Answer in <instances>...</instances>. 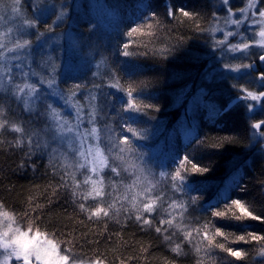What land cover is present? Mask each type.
I'll list each match as a JSON object with an SVG mask.
<instances>
[{
  "label": "trees",
  "instance_id": "16d2710c",
  "mask_svg": "<svg viewBox=\"0 0 264 264\" xmlns=\"http://www.w3.org/2000/svg\"><path fill=\"white\" fill-rule=\"evenodd\" d=\"M6 1L0 0V17L6 7L12 9L13 0ZM75 1L46 0L47 10L43 16L34 12L30 0H21L17 6L21 18L39 16L37 26L29 29L24 38L32 42L30 51L36 52L37 65L44 63L43 60L45 63L59 61L63 44L54 45L52 53L47 49L54 39L62 37L64 33L72 36L80 53L91 57L90 60L88 57L86 59L89 65L100 64L97 70L90 68L76 74L62 73L58 87L66 96L75 92L72 97L74 101L83 100L84 96H97L93 101L97 112L95 115H101L102 119L96 121L102 135L105 131L111 134L112 143L118 144L121 134L132 135L120 127V103L126 102L129 90L133 91L139 113V119L132 127L148 129V138L136 141L142 152L146 151L145 148L151 149L177 127H195L186 149L180 151L177 145L180 138L177 136L174 150L181 158L187 151L194 162L210 170L192 177L194 182L204 185V191L202 200L189 207L185 219L195 231L199 228L202 233L205 231L203 225L211 221L206 230L214 238V245L223 244L225 248L241 250L246 255L236 259L218 246H210L207 240H203L205 248L202 253L191 256L181 250L177 254L164 239L166 234L155 231V227L159 226L157 219H154L151 228L119 217L115 212L109 217L101 215L89 219V213L81 211L79 207L80 203H85L87 207L89 204L73 196L75 190L69 180L59 167H54L53 162L46 158L42 140L47 132L43 129L42 120L39 119V122L36 114L26 113L15 104L11 95L2 92L0 121L7 123L0 128V204L19 214L20 225L27 226L29 221H34L35 226L56 239L62 249L70 248L79 260L99 257L104 264H259V252L264 248V241L245 243L237 240V237L249 232L264 236V222L250 218L236 220L214 217L204 207L217 199H226L228 203L231 199H239L253 214L264 217V143L257 139L251 127L264 120V102L259 110L251 112L247 108V101L239 99L247 94L244 89L254 93L264 90L256 79L259 72L264 71V62L257 65V59L264 54V50L253 60L257 65L256 72L217 73L209 82L204 79L205 73L222 69L225 63L232 65L236 62L227 56L221 58V53L213 48L219 36L214 34L212 28L218 27L225 15L221 0H96L97 4L101 2L106 8L107 5L110 7L107 9L112 15L111 19L103 20L111 23L108 24L111 26L118 24L114 30L97 27L94 18L92 25L89 20L80 24L74 22ZM231 1L234 3V0ZM141 2L149 3L151 11L157 14L148 22L151 26L141 24L137 19L145 11L138 8ZM85 3L79 1L77 6L83 9L82 4ZM259 5L264 6V0H260ZM230 7L235 9L234 4ZM11 9H6L8 14L12 12ZM169 9L172 16L168 15ZM181 10L192 15L185 17ZM62 11H69V14L58 19ZM214 12L216 17L213 16ZM138 24V30L128 36L130 28ZM92 26L95 31H89ZM124 44H128L127 50L131 53L128 57L121 54ZM247 63V60L246 63L240 62ZM130 67H135L137 71L130 74L127 71ZM93 71L96 75H93ZM75 84L84 87L77 90L73 87ZM201 88L207 90L208 97L199 98L201 106L188 115L187 105L192 97H199ZM101 93L104 96L111 93L109 100L116 97L122 100L113 107L112 103L101 102ZM209 102L220 109L229 104L231 108L213 121L204 107ZM13 123L22 128L21 133L12 130ZM262 125L261 130L264 128ZM42 136L45 138L41 140ZM195 138L202 143L197 145ZM37 144L40 145L39 149L36 148ZM186 167L190 170L191 165ZM171 169L170 172L177 170L175 166ZM231 169L239 171L236 183H242L243 190L234 183L225 197H218ZM121 179L127 181L128 172L122 173ZM159 189L162 207H167L169 201L172 203L179 195H173L171 199V193L167 189L163 191L162 185L157 186L156 194ZM180 199L186 197L181 196ZM219 210L228 211L223 202L219 204ZM232 212H236L234 207L229 216ZM217 228L225 235H215Z\"/></svg>",
  "mask_w": 264,
  "mask_h": 264
},
{
  "label": "snow or ice",
  "instance_id": "6c2138e0",
  "mask_svg": "<svg viewBox=\"0 0 264 264\" xmlns=\"http://www.w3.org/2000/svg\"><path fill=\"white\" fill-rule=\"evenodd\" d=\"M21 0H13L12 12L17 13L18 9L16 5H19ZM33 6L34 12L38 13L39 16H43L46 9V0H30ZM224 6L229 5V0H222ZM64 7H72V5H65ZM256 7V0H248V5L244 9H240L245 16L242 19H233V10L228 7V16L225 18L226 24H232L239 27L241 24L248 21L250 26L260 24L261 28L257 33L259 39L250 40L245 42H239L236 44L228 43V37L234 35L232 31H226L223 40L214 41L213 48L221 53V58H223L227 53L241 52L245 56L250 55L248 50L252 46H259L264 49V8H261L257 12H252L251 17H248L246 13L251 8ZM138 8L144 9L145 11L140 14L137 18L141 24H148L151 19L156 18V13L151 11V6L149 3L141 2L138 4ZM182 11V15L189 17L192 14L188 11ZM65 12H61L58 19H62ZM168 15L172 16L173 13L171 9L168 10ZM39 16L33 19H25L22 24L18 25L15 29L19 38L12 43L11 47H7L4 43H0V60L7 62V67L0 72V89H8L12 97H14L18 102L23 101L25 110L29 109L30 104H34L36 100L40 99V89L36 83L27 82L28 72L23 71L24 61L31 55L29 49L32 47V42L29 39H24L23 35L28 29L35 28L39 23ZM216 17V13H213ZM219 19V17H217ZM55 23V22H54ZM136 23V21H133ZM89 24L92 25L93 22L89 20ZM148 26H151L148 24ZM139 28L132 27L127 32L128 36L133 35ZM218 28H212L213 32H216ZM13 29H9L11 33ZM89 31H95V27L89 28ZM238 34V33H237ZM227 45V50L225 51L224 46ZM124 51L121 53L123 56L128 57L131 53L127 50L128 44L123 45ZM259 61L264 62V54L259 55ZM15 62V63H13ZM3 67V65H0ZM254 69V63L240 64L236 68H232L230 64H223L222 69H212L205 73L204 79L207 81H212L213 77L217 73L226 74L228 71H237V69ZM15 69V72L13 71ZM56 71V66H52V73L49 74L47 80V85L49 88L53 86L56 82V77L54 75ZM130 74L135 73L137 70L135 67H130L127 69ZM35 75V73H31ZM15 77L22 78L25 82L23 84L16 83ZM257 82L260 87H264V71L259 72L256 77ZM44 80H40V84H44ZM73 87L79 90L84 87L80 84H75ZM247 95L240 97L239 99H251L253 101H259L264 98V91L259 93H254L247 91ZM52 95H57L54 91ZM75 92H72V96L68 98L60 97L64 101L66 106L74 108L76 111L74 113L73 119L75 123L70 122L67 116L61 114L59 108L53 107L51 104L48 105L50 112L48 114V119L50 123V130L53 132V141L59 140L61 143L67 142L69 150L78 158V162L75 164L77 170L85 169V178L83 182L76 178L75 173H72V181L76 188L79 189L82 185H89L88 191L80 192L73 191L74 197H82L85 201L91 198L96 202L94 207H87L85 203H80L79 207L81 211L89 213V219L99 218L101 215L104 217H109L113 212H128L130 205L133 210L137 213L136 220L142 225H147L150 228L154 223L153 213H159L162 207L161 197L156 194L157 184L160 182L157 179V173L154 171V162L148 158L146 155L139 150L136 145V141L146 140L148 138V129L141 128L135 129L132 124H135L139 119V113L137 111V106L134 102L133 91L129 90L127 92L126 102L120 103L122 98L116 97L112 100L108 99V96H104L101 93L102 103H112L113 107H116L117 103H120L119 111L122 113L120 116V127L124 132H130L131 137L125 134L119 136V143H111L109 145H104L101 138L102 129H98L95 126L94 114L96 111L95 104L92 105V112L89 116L92 119L88 120L91 126L90 132L85 129L81 130V124L83 123L82 108L79 106V102L72 103V97L75 96ZM208 92L206 89L201 88L199 91V98H207ZM97 99L96 95L91 96V101ZM147 107H152V105H147ZM204 107L207 108L209 118L215 121L216 117L227 113L231 104L227 107L220 109L213 103H205ZM247 108L249 111L253 109L252 104H248ZM158 110V109H157ZM2 114V113H0ZM7 121H0V128H4ZM264 124V120L259 123L252 124L253 129H260L261 125ZM12 130L16 133H21L22 128L17 124L13 123L11 125ZM195 127L191 131H187L185 138L189 139L193 137L195 132ZM114 131V130H110ZM158 131V129H157ZM260 136L264 137V132L259 133ZM93 141L94 143H89ZM29 142L31 143V137H29ZM197 145H200L202 141L195 138ZM19 144V141H17ZM85 144L88 147L85 148ZM168 144H172V137L168 138ZM40 145L37 144L36 148L39 149ZM171 157L169 168L176 167L175 172H166L161 170L158 174L159 178L170 180L173 194H179L176 199L168 206V209L164 211L168 214L170 218L161 219L159 221V226L155 227L157 233H169V229L172 227L181 228V224L175 223L176 216L171 210H178L177 214L181 217H185V213L188 212L189 207L192 205H197L199 201L202 200V193L204 191V185L200 182H194L192 177L195 174L207 173L210 169L208 167L200 166L198 163L194 162L191 154H186L181 158L179 153L169 152ZM130 157V159H129ZM119 160L120 163L117 164L115 161ZM178 162V164H177ZM186 165H191L190 170ZM108 170L112 175H106L105 170ZM131 169V175L135 177L131 184L124 186L123 194H120L118 185L122 183L121 180L117 178L122 176V173L128 172ZM68 175V173H65ZM106 180L108 182V187L111 191L106 190ZM242 180V178H241ZM231 183H236V177H233ZM231 183L226 185L223 192L226 193L231 187ZM236 187L243 190L242 183H236ZM116 193V195H113ZM195 193V195H193ZM186 197V199L181 200L180 197ZM223 196V193L221 194ZM223 202L225 208L228 211L219 210V204ZM235 208L236 212H231L232 208ZM205 211H211L214 217L221 218H234L236 220H242L245 218H250L252 220H258L264 222V217L253 214L245 207L244 203L239 199H231L230 203L226 199H217L216 201H211L204 207ZM19 214H14L12 211L7 210L3 204H0V264H83V261H77L76 257L71 253L70 248L61 249L60 243L52 238L50 234L42 231L38 226H35L34 221H29L28 227L23 228L18 220ZM211 221L203 225L205 231L203 232V238L208 241L210 246H218L224 251H227L229 255L235 257L236 259H242L246 253L241 250H234L232 248H225L223 244L214 245L213 237L209 235L206 230ZM167 225L168 227H163ZM199 228L196 229L197 234H199ZM215 235H225L219 228L216 229ZM192 237V231H188L184 234V239L189 240ZM165 240L171 239V234L164 235ZM237 240L244 241L248 243L250 241H264V236L257 235L255 233H246V235H241L237 237ZM199 251V249H197ZM173 252L177 254L181 253V245L177 243L175 247L172 248ZM259 255L264 257V248L260 249ZM90 264H104L103 260L99 257L95 260L90 261Z\"/></svg>",
  "mask_w": 264,
  "mask_h": 264
},
{
  "label": "rangeland",
  "instance_id": "374dc122",
  "mask_svg": "<svg viewBox=\"0 0 264 264\" xmlns=\"http://www.w3.org/2000/svg\"><path fill=\"white\" fill-rule=\"evenodd\" d=\"M8 2L10 0H7ZM6 1V2H7ZM50 1V0H48ZM68 2H71L72 0H67ZM79 1L82 0H76L75 2V7L73 8V19L74 22L77 21L80 23H83L84 21L87 20H96V26H100L103 29H112L114 30L115 28H117L118 24H114L113 26L108 25L111 23H108L107 21H104L103 19H111L112 15H109L110 10L107 8H110L107 5V8L105 7V5H102L101 2H99L98 4L96 3V0H83V2H86L85 4H82L84 6L83 9L79 8V6H77V3ZM222 1V0H221ZM260 0H256V7L255 8H251L249 9V11L246 13V15L248 17H251V13L252 12H257V19H259L258 17V11L261 8H264V6H260L259 5ZM222 4V8L224 9V19L219 23L218 29H222V30H218L215 33H217V35L219 36V40H223L224 39V35L226 31H232L234 33V35L229 36L227 42L228 43H232V44H236L239 42H245V41H250V40H257L259 39V37L257 36V33L259 32L261 25L260 24H256V25H251L249 24L248 21H245V23L241 24L239 27H237L236 25H232V24H226L225 23V18L228 16V7H230V5L234 4L235 9H233V19H242L245 16V13H242L241 11H239L240 9H244L247 7L248 5V0H234V3H232L231 0H229V5L226 7ZM18 5H16L17 7ZM6 9H11L10 7H6L4 9V14L0 17V43H4L7 47H11L12 43L15 42V40L18 37L15 29L18 25L22 24L23 21L25 20L24 18H21L18 14H19V10L17 13H13L10 12L9 14L7 13ZM18 9V7H17ZM75 9V10H74ZM105 13H103V12ZM69 14V11H65V15L67 16ZM94 18V19H93ZM94 20V21H95ZM13 29V31L10 33L9 29ZM29 31V29L26 31V33ZM25 33V34H26ZM238 33V34H237ZM24 34V35H25ZM23 38H26V35L23 36ZM51 45L48 47L47 52H53V47L54 45H59L63 44V48H61V54H59V61L56 62V60H53L52 62H46L45 60H43L44 63H39V66L36 63V57L37 54L34 51H29L31 52V55L27 58V60L24 61L23 64V71L24 72H28L29 76L27 77V82L29 83H36L38 88L41 90L40 91V99L36 100L34 104H30L29 109L25 110L23 101H17L14 97V101L15 104L18 105L22 110H24L26 113L28 114H36L38 120L41 119L42 120V124H43V129L45 131V133L47 132L46 138L45 136H42L41 140L43 138H45L44 140H42V142L45 144V146H43V150L46 153V158L49 161H52V165L58 169H60V171L63 173V175H65V173H68V175H65L66 178L69 180L71 186L73 187V190L77 191L78 193L80 192H87L89 189V185H82L81 188L77 189L75 184L72 181V173H75L76 178L78 180H80L81 182H83L85 175L84 173H86L85 169H80L77 170L75 168V164L78 162V158L69 150L67 142H63L61 143L59 140L53 141L52 136H53V132L50 130V121L48 119V114L50 112V109H48V105L51 104L53 107L59 108L61 110V114L64 116H67V118L69 119L70 122L75 123L73 116L75 113V109L70 107V106H66L64 104V101L60 99L61 96H63L65 99L68 98L69 96H66L65 94H63L58 87V79L60 76H62V73H66V72H71L73 74L79 73L80 71H84L86 69H90V68H94L95 70H97L98 67H100V64L98 63H92L89 65V62L86 61L87 57L90 60V56L87 55H83L82 53H80V51L76 48V44L73 41L72 36L69 33H64V35H62V37L58 38V39H54L51 43ZM225 51L227 50V45L224 46ZM3 49H0V51H2ZM264 49L260 48L259 46H252L248 52L250 53V55L245 56L244 53L241 52H235V53H227V55H225L224 57L226 58V56L228 58H232L234 59L236 62L233 63L231 65L232 68H236L237 65L240 64V62H244L246 63V60L248 61V63H254L255 64V70L257 71V65H261L262 62L259 61V57L257 59V65L256 62H253V60H255L254 58L256 57L257 54L263 52ZM52 55V54H51ZM49 55H47L48 57ZM15 63V62H13ZM239 63V64H238ZM0 65H3V67H0V72L3 71L4 68H6L7 62L4 60H0ZM41 65V66H40ZM55 65L56 66V71L54 73L56 77V82L55 84H53V86L51 88L48 87L47 85V80L49 78V74L52 73V66ZM90 66V67H89ZM252 69H237V71H229L231 73L234 74H241L243 72L246 71H251ZM13 71L15 72V69H13ZM31 73H35V75H31ZM60 75V76H59ZM93 75H96V72L93 71ZM43 79L45 82L44 84H40V80ZM15 81L16 83H20L23 84L25 81L20 78V77H15ZM57 93V95H52V92ZM0 92L2 93H6V94H10V91L8 89H0ZM247 94H245L246 96ZM72 96V95H70ZM12 97V96H11ZM248 104H252L253 105V109L251 110V112L257 111L261 108V101H253L250 98L246 99ZM77 101H74L72 98V103H75ZM79 106L82 108V115H83V123L81 124V130H85L87 129L90 132L91 126L88 123L89 119H92V117L89 116V113L92 112V105L93 103L95 104V102L91 101V97L90 96H84L83 100H79ZM200 100L199 97L195 98L192 97V99L190 100L189 104L187 105V114H191L193 111L198 110V107H200ZM25 113V114H26ZM95 113L97 114V112L95 111ZM33 115V116H34ZM94 118H95V126L99 128L97 121L101 120V115H95L94 114ZM97 120V121H96ZM40 122V120H39ZM263 126V125H262ZM261 126V128H262ZM261 128L256 132L257 135V139H259L262 143H264V137L260 136L259 133L260 132H264V128L263 130H261ZM47 130V131H46ZM192 128H187L185 126L182 127H177V129L175 131H172L169 133V135H167V137L165 139H162L161 141L157 142L155 145H153L151 147V149L145 148V152H143L146 155V158L152 160L154 162V171L157 173V179L160 181L157 186L162 185L163 186V191L164 190H168L169 193H171L170 198L172 199L173 191H172V186H171V182L170 180H166V179H162L159 178L158 174L161 170H164L166 172L172 170L171 168L168 167V165L170 164L171 161V157L169 156V152L174 153V149L176 146V140H177V136H179L180 141L177 145H179V149L181 152H183L186 149V145L189 142V139L185 138L186 132L187 131H191ZM101 138L104 142V145H109L112 143V138L110 137V133L108 131H105L102 135V131L100 133ZM104 137V139H103ZM172 137V144L169 145L168 144V138ZM114 139V138H113ZM89 143H94L93 141H89ZM85 148L88 147V144H85L84 146ZM42 148V145H41ZM140 150V149H139ZM174 150V151H173ZM142 151V148L141 150ZM176 153V151H175ZM130 159V157H129ZM117 164L120 163L119 160L115 161ZM132 170L129 169L128 170V175H129V179H127V181H122V176L117 178L118 180H121L122 183L120 185H118L119 188V192L120 194H123L124 192V186L131 184L132 180L135 179V177H133L131 175ZM175 172V171H172ZM105 174L106 175H112L107 169L105 170ZM226 179L221 187V190L218 192V197H225V195L227 194L223 192V189L226 185L230 184L233 180V177H236V180L239 178V171L234 172V169L230 170L227 175H226ZM234 183H231V186ZM166 186V187H165ZM231 187H229L230 189ZM228 189V190H229ZM106 190L107 191H111V188L108 187V182L106 180ZM160 192L161 189L158 190L157 195L160 196ZM223 193V196H221V194ZM113 195H116V193H113ZM78 198V197H77ZM79 199H81V201L86 202L87 204H89V208L94 207L96 202L93 201L91 198H89L87 201H85L82 197H79ZM171 204V201H169L168 206ZM167 207H162V211L161 214L160 213H155L154 218L157 220H161L162 218H170L168 216V214L164 211V209H168ZM127 207L129 208L128 212H124V211H120L119 213L115 212V214L117 216H122L124 218H128L130 219V221L132 222H137L139 223L141 226H147V225H142L140 222H138L136 220V215L137 213L135 212V210H133L131 208L130 205H127ZM172 211L173 214L176 216V220L175 223H179L181 224V228H175L172 227L169 229V233H165V234H171V239L168 240L169 242V246L171 248L175 247V245L177 243H179L181 245V250H183L184 254H191V256H194L195 254H199L200 252L202 253V251L204 250L203 248V240H205L203 238V233L199 232V234H197V232L194 230V228L191 226V224L188 222L187 219H185V217H181L177 214V210H169ZM154 214V213H153ZM23 228H27V226L21 225ZM165 228H167L168 226H164ZM188 231H192V237L189 240H185L184 239V234ZM62 249V248H61ZM199 249V251L197 250ZM77 261H83V264H90V261L92 260H79L77 259ZM259 264H264V257H262L261 255H259L258 258Z\"/></svg>",
  "mask_w": 264,
  "mask_h": 264
},
{
  "label": "water",
  "instance_id": "95a60500",
  "mask_svg": "<svg viewBox=\"0 0 264 264\" xmlns=\"http://www.w3.org/2000/svg\"><path fill=\"white\" fill-rule=\"evenodd\" d=\"M260 101L264 102V98H261ZM259 123V122H257ZM262 126V125H261ZM255 131H258L259 129H254Z\"/></svg>",
  "mask_w": 264,
  "mask_h": 264
},
{
  "label": "bare ground",
  "instance_id": "6f19581e",
  "mask_svg": "<svg viewBox=\"0 0 264 264\" xmlns=\"http://www.w3.org/2000/svg\"><path fill=\"white\" fill-rule=\"evenodd\" d=\"M251 71H253V72H256V70H255V69H252ZM263 91H264V90H263ZM259 92H260V91H259ZM259 92H258V93H259Z\"/></svg>",
  "mask_w": 264,
  "mask_h": 264
}]
</instances>
